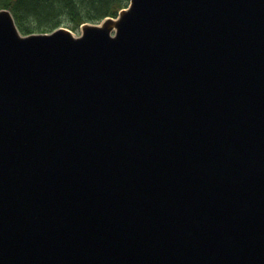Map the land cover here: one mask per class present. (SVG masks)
Listing matches in <instances>:
<instances>
[{
  "label": "water",
  "instance_id": "obj_1",
  "mask_svg": "<svg viewBox=\"0 0 264 264\" xmlns=\"http://www.w3.org/2000/svg\"><path fill=\"white\" fill-rule=\"evenodd\" d=\"M118 13L0 8V264H264V0Z\"/></svg>",
  "mask_w": 264,
  "mask_h": 264
},
{
  "label": "trees",
  "instance_id": "obj_2",
  "mask_svg": "<svg viewBox=\"0 0 264 264\" xmlns=\"http://www.w3.org/2000/svg\"><path fill=\"white\" fill-rule=\"evenodd\" d=\"M128 4L129 0H0V8L10 10L23 34L50 32L61 25L77 31L83 22L117 16Z\"/></svg>",
  "mask_w": 264,
  "mask_h": 264
},
{
  "label": "rangeland",
  "instance_id": "obj_3",
  "mask_svg": "<svg viewBox=\"0 0 264 264\" xmlns=\"http://www.w3.org/2000/svg\"><path fill=\"white\" fill-rule=\"evenodd\" d=\"M80 30H81V27L77 30V31H74V30H72L73 31V34H79L80 33Z\"/></svg>",
  "mask_w": 264,
  "mask_h": 264
}]
</instances>
